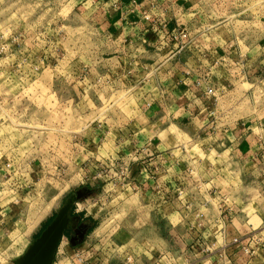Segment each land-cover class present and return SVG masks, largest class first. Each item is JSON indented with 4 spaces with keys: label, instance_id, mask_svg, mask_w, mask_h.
<instances>
[{
    "label": "crops",
    "instance_id": "crops-1",
    "mask_svg": "<svg viewBox=\"0 0 264 264\" xmlns=\"http://www.w3.org/2000/svg\"><path fill=\"white\" fill-rule=\"evenodd\" d=\"M231 1L227 15H246L240 42L208 29L215 22L201 0H68L64 25L75 19L93 38L83 57L61 64L69 86L85 106L96 91L98 102L99 95L124 91L132 104L120 123L77 127L69 159L32 160L22 172L0 173L8 193L41 190L44 199L24 209L0 201V243L17 240L9 238L16 230L22 235L16 244L26 247L58 212L52 187L72 167L85 176L101 163L117 171L114 184H126L138 201L125 234L141 253H132L129 264H264V111L237 115L235 104L245 108L247 96L229 94L234 81L255 78L251 73L260 69L264 7L248 16L256 0H238V8ZM180 28L188 37L177 48L170 35ZM45 57L46 65L58 66L53 48ZM89 235L73 247L97 244Z\"/></svg>",
    "mask_w": 264,
    "mask_h": 264
},
{
    "label": "rangeland",
    "instance_id": "rangeland-1",
    "mask_svg": "<svg viewBox=\"0 0 264 264\" xmlns=\"http://www.w3.org/2000/svg\"><path fill=\"white\" fill-rule=\"evenodd\" d=\"M202 1L210 4L212 22H215L208 29L218 30L220 34L227 32V42L230 35L240 42L239 33L244 28L246 15L238 11L227 15L231 0ZM239 2L234 1L237 8ZM247 3L241 1L240 4L244 7ZM256 5V8L249 9L248 16L258 14L264 7V0H256ZM69 10L68 0H0V173L5 168L6 176L11 175L13 170L22 172L23 165L32 160L69 159L68 155L73 154L72 133L77 127L89 120L104 122L106 126L120 123L124 119L121 115L132 104L130 95L124 91L107 94L105 98L99 95V102L95 99L98 91H94L93 97L88 92L90 99H86L88 103L85 106L83 100H79L80 96H76L77 90L69 86V78L63 76L60 70L61 64L68 58L83 57L93 41V38L83 35L85 30L78 26L77 20L74 19L71 26L64 25ZM65 35L69 38L63 39ZM262 36L263 49L258 58L260 69L251 73L256 80L238 79L230 86L233 87L229 90L231 96H247L248 100L245 108L235 104L237 115L259 113L260 109L264 111V31H261ZM52 48L56 53V60L52 62L59 59L58 66L54 68L46 65L44 58ZM5 162L9 166L5 167ZM100 164L86 170L85 176L77 166L73 168L69 165L72 167L69 174L63 175L61 181L52 187L58 196L57 209L62 208L69 198L72 200L66 210L65 226L56 240L48 264H99L101 261L107 264L110 257L114 258L115 264H129L132 253H141L140 248L133 249L130 244L132 238L126 235L131 232L127 228L129 214L132 210L137 211L138 201L126 184H114L112 178L117 175L116 170L113 173L110 166ZM37 168L45 174V166ZM79 180H82L81 183ZM87 181H91L92 185L85 186ZM41 192L37 190L30 196L17 190L8 193L7 189L1 188L0 201L18 204L17 208L21 209L29 204L38 207L44 202ZM81 207L85 208L80 212ZM19 212L14 216L17 222L22 219ZM82 212L87 215L83 216ZM78 229L81 235L90 232V239L97 244L82 250L74 248L69 236ZM18 233L14 230L9 238L21 240L22 235ZM261 235L264 243V231ZM33 238L28 240L26 247H20L24 241L20 245L16 244L17 240L1 242L0 264H16V260L33 243ZM116 242L122 245L117 246ZM154 243L153 246H158L156 241ZM86 249L89 250L87 253Z\"/></svg>",
    "mask_w": 264,
    "mask_h": 264
},
{
    "label": "bare ground",
    "instance_id": "bare-ground-1",
    "mask_svg": "<svg viewBox=\"0 0 264 264\" xmlns=\"http://www.w3.org/2000/svg\"><path fill=\"white\" fill-rule=\"evenodd\" d=\"M63 223L64 215L61 214L52 227L40 239L38 246L32 251V256L29 257L30 261L28 260L26 264H44L48 260L54 244V239L60 228H62Z\"/></svg>",
    "mask_w": 264,
    "mask_h": 264
},
{
    "label": "water",
    "instance_id": "water-1",
    "mask_svg": "<svg viewBox=\"0 0 264 264\" xmlns=\"http://www.w3.org/2000/svg\"><path fill=\"white\" fill-rule=\"evenodd\" d=\"M71 200L72 199L69 198L68 201H66V203L63 205V207L58 210V212L52 217V219L46 224V226L39 232V234L33 238L34 239L33 243L28 247V249L26 250L25 254L22 255L20 258H18L16 260V264H20V263L21 264H26L28 262L29 257L32 256L33 249L38 246V242L40 241V239L52 227V225L56 222V219L61 214H63L64 215V223L62 225V228H60V230L57 233V236L54 239V244H53V247H54V245L56 243V240L59 237L60 232L62 231L63 227L65 226V223H66V210H68V207L71 204ZM53 247L51 249V253H50V256H49L48 260L44 264H48L51 261V254H52Z\"/></svg>",
    "mask_w": 264,
    "mask_h": 264
},
{
    "label": "built area",
    "instance_id": "built-area-1",
    "mask_svg": "<svg viewBox=\"0 0 264 264\" xmlns=\"http://www.w3.org/2000/svg\"><path fill=\"white\" fill-rule=\"evenodd\" d=\"M144 17L146 18V16H144ZM170 37H171L174 41H176V43H177V48H180L181 46L184 45V40L188 37V35H187V30H186L185 28L177 29L173 34L170 35ZM205 91H206L207 93L212 94L213 91H214V89H213L212 87H210V86H206ZM3 165H4L5 167H7V166H9V163H8V162H5V163H3ZM3 170H4L3 172L6 174V173H7V171H5L6 169L3 168ZM242 249H243L244 252H248L247 248L244 247V248H242Z\"/></svg>",
    "mask_w": 264,
    "mask_h": 264
},
{
    "label": "flooded vegetation",
    "instance_id": "flooded-vegetation-1",
    "mask_svg": "<svg viewBox=\"0 0 264 264\" xmlns=\"http://www.w3.org/2000/svg\"><path fill=\"white\" fill-rule=\"evenodd\" d=\"M86 185V184H85ZM88 186V185H87ZM86 233H84L83 235L80 234V230H75L72 234H70L69 236V241L71 244H77L80 239L85 235ZM78 237V238H77ZM76 241V242H75Z\"/></svg>",
    "mask_w": 264,
    "mask_h": 264
},
{
    "label": "trees",
    "instance_id": "trees-1",
    "mask_svg": "<svg viewBox=\"0 0 264 264\" xmlns=\"http://www.w3.org/2000/svg\"><path fill=\"white\" fill-rule=\"evenodd\" d=\"M85 186H87V184H86ZM52 217H53V214H52L51 216H49V217L45 220V223H44V224H46L49 220H51ZM38 234H39V231L36 232V233H34L33 237L37 236Z\"/></svg>",
    "mask_w": 264,
    "mask_h": 264
}]
</instances>
